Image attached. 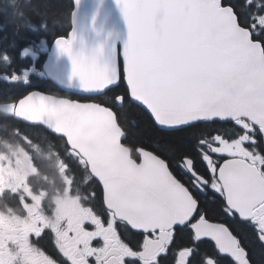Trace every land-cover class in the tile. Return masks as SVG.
Masks as SVG:
<instances>
[{
    "label": "snow or ice",
    "instance_id": "snow-or-ice-1",
    "mask_svg": "<svg viewBox=\"0 0 264 264\" xmlns=\"http://www.w3.org/2000/svg\"><path fill=\"white\" fill-rule=\"evenodd\" d=\"M87 5L71 0L60 32L46 22L56 0L43 11L29 3L50 45L20 49L0 30V96L38 74L66 78L91 101L0 100L9 125L42 126L59 140L65 193L83 190L77 200L87 202L79 219L51 215L46 190L27 175L43 161L21 148L13 170L0 153V197L25 214L15 251L0 221V264H264V0ZM140 128L152 146L132 143ZM46 238L54 255L40 246Z\"/></svg>",
    "mask_w": 264,
    "mask_h": 264
},
{
    "label": "flooded vegetation",
    "instance_id": "flooded-vegetation-1",
    "mask_svg": "<svg viewBox=\"0 0 264 264\" xmlns=\"http://www.w3.org/2000/svg\"><path fill=\"white\" fill-rule=\"evenodd\" d=\"M22 123L21 121H15L14 124L19 125ZM15 134V132H11ZM12 144L11 140L7 139L0 143V153L4 154V156L7 157V159L10 161L13 152L12 148H10V145ZM10 148V149H9ZM30 149L28 147H25L24 144L20 145L19 147L15 148L16 150L19 149ZM31 150V149H30ZM23 161V159H21ZM13 170L16 169L17 165L16 163H12ZM42 169V167H41ZM27 175L30 178V182L34 189H39L40 181L38 179L37 175H34L31 170H27ZM211 197L209 198V201L211 202ZM60 209L65 215L72 219H79L82 217L83 212L85 208L80 205H75L74 203H65L64 205H60L59 207H55L53 209V214H56V210ZM24 211L23 209L18 206L17 201L14 197L5 195L3 197H0V221L5 222V230L3 232L2 240L3 242L10 247L13 251L16 250L19 244V236L21 235V228L23 221L21 220L22 217H24ZM11 217V220H8L7 218ZM219 219H223V217H220ZM215 222V221H214ZM89 230L92 229L91 225H88ZM128 239H131L129 236ZM95 244V241L93 242ZM47 253L54 255L55 250L53 248V243L50 238H46L40 245ZM259 252H257V258L259 257Z\"/></svg>",
    "mask_w": 264,
    "mask_h": 264
},
{
    "label": "trees",
    "instance_id": "trees-1",
    "mask_svg": "<svg viewBox=\"0 0 264 264\" xmlns=\"http://www.w3.org/2000/svg\"><path fill=\"white\" fill-rule=\"evenodd\" d=\"M32 1L33 3L41 5V10L43 11V8H42L43 0H32ZM56 3H57V8L53 9L52 11L48 13L46 21L48 25L50 26L49 30H51L54 27V22L59 21L61 25H55L57 27L56 30L60 32H65L66 29L68 28V13L67 12L69 11V9L67 8V5L71 3V0H56ZM0 4H4L3 6H7L9 8L8 14H10L11 19H16V23L13 24V27L11 29H9L10 34H11L10 38L5 40L4 43L8 44L12 41H15L17 48H19L20 42L23 39H25V37L23 36L24 28H20V25H19L20 21L17 20V18L20 15L17 13V10L11 9V6L9 5V4L18 5L17 0H0ZM3 6L0 5V10ZM26 8L29 11L28 6H26ZM35 67L37 69V73L43 70L42 59L39 63L35 65ZM122 87H126V84L122 85ZM14 89L20 90L22 92L20 94H25L32 90H40V91L48 92V93H51L57 96H67L63 94L64 92L60 90L58 86H56L55 84H52L48 80H45L38 74L33 75L31 77V83L29 85H26V86L18 85L14 87ZM68 96H72L70 98H73L74 95L68 94ZM141 142L144 143L145 145L152 146V142L148 139V136L144 134L143 128L136 130L132 136V143H141Z\"/></svg>",
    "mask_w": 264,
    "mask_h": 264
},
{
    "label": "water",
    "instance_id": "water-1",
    "mask_svg": "<svg viewBox=\"0 0 264 264\" xmlns=\"http://www.w3.org/2000/svg\"><path fill=\"white\" fill-rule=\"evenodd\" d=\"M88 0H86V7L88 6ZM87 10V8H86ZM114 19H115V22L117 23V25H120L122 22L120 21V18H119V14L118 13H114ZM63 67H64V71L66 74L70 73V65L67 63V61H63ZM54 82V81H53ZM56 84L64 87V89H66L67 91H70V92H75V93H81L78 86L75 84V83H69L67 81V79L65 78V81L63 84H59L57 82H55ZM33 94H41V93H38V92H35ZM43 94V93H42ZM46 95V94H44Z\"/></svg>",
    "mask_w": 264,
    "mask_h": 264
},
{
    "label": "rangeland",
    "instance_id": "rangeland-1",
    "mask_svg": "<svg viewBox=\"0 0 264 264\" xmlns=\"http://www.w3.org/2000/svg\"><path fill=\"white\" fill-rule=\"evenodd\" d=\"M15 21H16V19H14ZM17 20H18V18H17ZM20 21V20H19Z\"/></svg>",
    "mask_w": 264,
    "mask_h": 264
}]
</instances>
